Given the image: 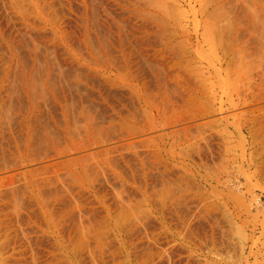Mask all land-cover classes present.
<instances>
[{
  "label": "rangeland",
  "instance_id": "rangeland-1",
  "mask_svg": "<svg viewBox=\"0 0 264 264\" xmlns=\"http://www.w3.org/2000/svg\"><path fill=\"white\" fill-rule=\"evenodd\" d=\"M0 264H264V0H0Z\"/></svg>",
  "mask_w": 264,
  "mask_h": 264
}]
</instances>
